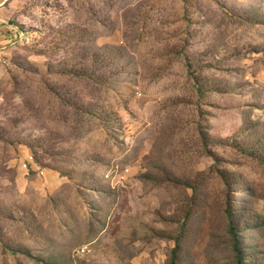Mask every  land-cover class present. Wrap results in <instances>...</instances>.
<instances>
[{
  "label": "rangeland",
  "instance_id": "1",
  "mask_svg": "<svg viewBox=\"0 0 264 264\" xmlns=\"http://www.w3.org/2000/svg\"><path fill=\"white\" fill-rule=\"evenodd\" d=\"M175 249L264 264V0H0V264Z\"/></svg>",
  "mask_w": 264,
  "mask_h": 264
},
{
  "label": "trees",
  "instance_id": "2",
  "mask_svg": "<svg viewBox=\"0 0 264 264\" xmlns=\"http://www.w3.org/2000/svg\"><path fill=\"white\" fill-rule=\"evenodd\" d=\"M229 233L231 234L233 239H237V230L232 222L229 224ZM175 256L176 249L173 251V259L171 261V264H175ZM240 264H242V261H240Z\"/></svg>",
  "mask_w": 264,
  "mask_h": 264
}]
</instances>
